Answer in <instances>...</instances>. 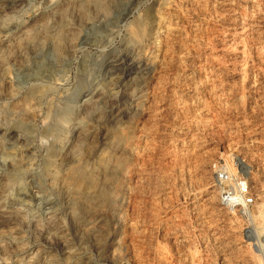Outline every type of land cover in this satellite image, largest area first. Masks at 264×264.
<instances>
[{
	"label": "rangeland",
	"instance_id": "obj_1",
	"mask_svg": "<svg viewBox=\"0 0 264 264\" xmlns=\"http://www.w3.org/2000/svg\"><path fill=\"white\" fill-rule=\"evenodd\" d=\"M0 264H264V0H0Z\"/></svg>",
	"mask_w": 264,
	"mask_h": 264
},
{
	"label": "built area",
	"instance_id": "obj_2",
	"mask_svg": "<svg viewBox=\"0 0 264 264\" xmlns=\"http://www.w3.org/2000/svg\"><path fill=\"white\" fill-rule=\"evenodd\" d=\"M215 185L219 200L229 209H247L254 204L250 187V167L243 160L218 164L215 174Z\"/></svg>",
	"mask_w": 264,
	"mask_h": 264
}]
</instances>
